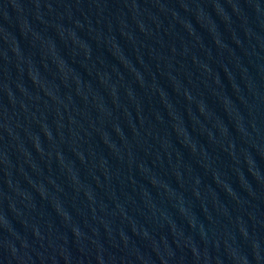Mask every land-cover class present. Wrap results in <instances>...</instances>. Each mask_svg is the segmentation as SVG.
Listing matches in <instances>:
<instances>
[{
    "label": "water",
    "instance_id": "95a60500",
    "mask_svg": "<svg viewBox=\"0 0 264 264\" xmlns=\"http://www.w3.org/2000/svg\"><path fill=\"white\" fill-rule=\"evenodd\" d=\"M0 264H264V0H0Z\"/></svg>",
    "mask_w": 264,
    "mask_h": 264
}]
</instances>
